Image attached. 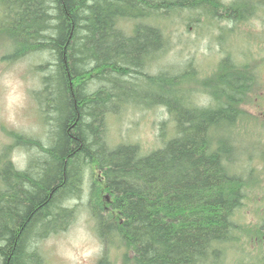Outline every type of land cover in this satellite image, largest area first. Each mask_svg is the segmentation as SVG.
Segmentation results:
<instances>
[{
	"label": "trees",
	"instance_id": "1",
	"mask_svg": "<svg viewBox=\"0 0 264 264\" xmlns=\"http://www.w3.org/2000/svg\"><path fill=\"white\" fill-rule=\"evenodd\" d=\"M251 7L250 0H0L6 58L40 59L32 96L47 125L44 142L9 133L13 142L0 151V264H44L37 244L66 231L76 215L67 205L86 182L96 234L123 250L124 264H264V208L255 225L239 220L258 179L252 155L237 167L244 151L236 144L257 71L221 40V59L206 77L191 62L174 67L165 24L190 11L237 26L259 11ZM132 84L135 99L123 92ZM195 89L207 104L197 103ZM129 106L164 109L171 131L160 124V147L110 145L107 119ZM17 149L27 154L22 170L11 159Z\"/></svg>",
	"mask_w": 264,
	"mask_h": 264
},
{
	"label": "rangeland",
	"instance_id": "2",
	"mask_svg": "<svg viewBox=\"0 0 264 264\" xmlns=\"http://www.w3.org/2000/svg\"><path fill=\"white\" fill-rule=\"evenodd\" d=\"M231 1L224 0L227 4ZM250 2L259 11L245 24L236 26L223 21L214 25L205 17H198L190 11L174 14L165 24L172 42L169 61L174 67L181 68L191 62L198 68L201 67L200 72L206 77L221 59V40V46L227 44L233 56L241 52L239 58L243 59L240 61L257 71L258 86L250 95L249 105L242 107L247 121L239 122L241 137L236 142L240 150L244 151L243 159L238 154L237 167L242 170L247 166L242 160H245L247 154L252 155L248 159L250 168L255 171L251 178L258 179L247 190V199L242 213H239V220L255 225L260 221L261 208H264V5L263 0ZM224 34L227 35L226 38H223ZM230 34L233 35L228 36ZM8 52L9 43L1 39L0 151L12 144L9 133L44 142L47 128L32 96L41 87V73L35 71L40 59L24 57L11 62L6 58ZM195 90L197 103L207 104L209 99ZM126 91L135 99V84L126 85L123 92ZM170 123L163 108L149 110L129 106L121 109L116 116L108 117L107 140L111 146L121 143L138 144L143 152H150L161 146V129L168 135L169 130L171 131ZM160 124L164 126L160 128ZM11 159L17 169L26 167L27 154L22 149L13 150ZM245 173L248 176L249 173ZM88 188L89 184L86 182L81 198L68 203L67 206L76 208V215L66 231L49 236L37 244L36 249L44 264H124L123 250L102 242L96 234L95 221L89 213ZM245 249L251 259L257 258L251 246H246ZM248 261L249 264L257 263L254 260Z\"/></svg>",
	"mask_w": 264,
	"mask_h": 264
},
{
	"label": "bare ground",
	"instance_id": "3",
	"mask_svg": "<svg viewBox=\"0 0 264 264\" xmlns=\"http://www.w3.org/2000/svg\"><path fill=\"white\" fill-rule=\"evenodd\" d=\"M196 1V0H195ZM202 57V56H201Z\"/></svg>",
	"mask_w": 264,
	"mask_h": 264
}]
</instances>
